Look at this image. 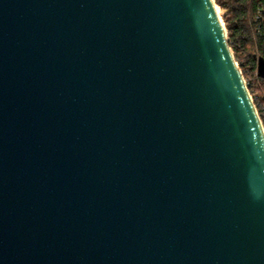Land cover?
I'll return each mask as SVG.
<instances>
[{
  "label": "water",
  "instance_id": "95a60500",
  "mask_svg": "<svg viewBox=\"0 0 264 264\" xmlns=\"http://www.w3.org/2000/svg\"><path fill=\"white\" fill-rule=\"evenodd\" d=\"M0 264H264V128L213 0H0Z\"/></svg>",
  "mask_w": 264,
  "mask_h": 264
},
{
  "label": "trees",
  "instance_id": "16d2710c",
  "mask_svg": "<svg viewBox=\"0 0 264 264\" xmlns=\"http://www.w3.org/2000/svg\"><path fill=\"white\" fill-rule=\"evenodd\" d=\"M223 12L226 37L264 127V79L255 59L264 58V0H213Z\"/></svg>",
  "mask_w": 264,
  "mask_h": 264
},
{
  "label": "rangeland",
  "instance_id": "374dc122",
  "mask_svg": "<svg viewBox=\"0 0 264 264\" xmlns=\"http://www.w3.org/2000/svg\"><path fill=\"white\" fill-rule=\"evenodd\" d=\"M217 7V6H216ZM217 10H218V14H219V16H220V18H221V20H222V14H223V12L222 11H220V9L217 7ZM222 22H223V20H222Z\"/></svg>",
  "mask_w": 264,
  "mask_h": 264
},
{
  "label": "built area",
  "instance_id": "2783aa9c",
  "mask_svg": "<svg viewBox=\"0 0 264 264\" xmlns=\"http://www.w3.org/2000/svg\"><path fill=\"white\" fill-rule=\"evenodd\" d=\"M252 98V97H251ZM253 100V99H252ZM263 126V125H262ZM264 128V127H263Z\"/></svg>",
  "mask_w": 264,
  "mask_h": 264
},
{
  "label": "bare ground",
  "instance_id": "6f19581e",
  "mask_svg": "<svg viewBox=\"0 0 264 264\" xmlns=\"http://www.w3.org/2000/svg\"><path fill=\"white\" fill-rule=\"evenodd\" d=\"M216 9H217V7H216Z\"/></svg>",
  "mask_w": 264,
  "mask_h": 264
}]
</instances>
